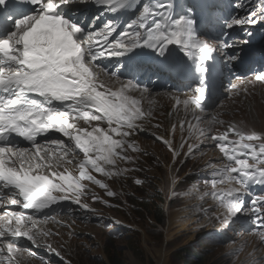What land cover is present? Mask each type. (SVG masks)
I'll list each match as a JSON object with an SVG mask.
<instances>
[{"label": "snow or ice", "instance_id": "snow-or-ice-1", "mask_svg": "<svg viewBox=\"0 0 264 264\" xmlns=\"http://www.w3.org/2000/svg\"><path fill=\"white\" fill-rule=\"evenodd\" d=\"M72 3L73 0H0V207L16 205L30 210V214L22 210L0 214V264H19L17 257L23 252L35 255L19 244L18 238L60 256L55 247L41 239L51 233L37 225L59 223L63 202L95 212L81 202V197L87 195V185L81 181L98 185L109 197L114 195L91 173L112 177L120 174L118 169L113 171L118 160L134 163L126 150H137L136 144L128 138L142 130L137 122L151 115V110L141 103L151 93L141 83L145 75L156 72L188 79L195 73L199 83L192 95L175 99L177 105H192L203 113L209 65L215 53L230 47L227 32L218 44L201 36L192 8L174 15L172 0H147L142 4L139 0H78L80 5L103 6L111 13L138 10L139 15L126 30L111 40L117 32L111 20L93 31V24L70 14ZM260 8L259 12L248 8L244 16L230 17L226 27L258 23L264 18V0H260ZM200 11L207 27L216 18L215 8L209 0H202ZM171 46H176L182 55L173 56ZM143 49L155 53L151 63L141 56ZM240 59L239 53L229 55L226 63ZM255 79L264 81V73ZM136 92L139 98L132 95ZM192 119L200 122L202 117L193 110ZM213 121L223 123L215 117ZM188 130L190 135L195 131L199 137L215 141L225 158L223 166L214 169L211 179L205 182L211 184V196L225 210L223 223L229 225L247 208L256 218L257 229H264V198L254 197L247 205L245 202L250 185H264V142L254 143L264 137L254 131L245 133L234 124L220 135H211V127L194 129L191 123ZM50 131L66 139L50 137ZM113 133L120 139H114ZM229 133L238 139L228 140ZM40 136L45 139L38 140ZM16 137L28 146L19 144ZM155 139L171 148V141L164 137ZM193 149L189 144L188 153ZM172 151L174 156L179 155L177 150ZM77 170L78 175H73ZM222 184L238 187L218 188ZM92 198L99 199L94 193ZM73 211L67 208L68 215Z\"/></svg>", "mask_w": 264, "mask_h": 264}, {"label": "rangeland", "instance_id": "rangeland-1", "mask_svg": "<svg viewBox=\"0 0 264 264\" xmlns=\"http://www.w3.org/2000/svg\"><path fill=\"white\" fill-rule=\"evenodd\" d=\"M141 1L144 2V0ZM228 7V19L237 15L244 16L248 8L255 9L256 12L261 11L260 0H229ZM233 28L245 36L250 46L264 45V32L259 34L260 31H264V19L256 24ZM251 81L254 84L264 83L256 79ZM244 95L242 90L238 92L233 101V110L227 111L226 114L237 118L245 133L252 131L258 133L260 130V133H263L264 94L260 95L252 91V95H248L247 98H244ZM169 98L172 99V97ZM165 101L167 102L164 120L167 123L163 124L164 129L159 131L150 129L149 132L142 128L128 138L135 141L139 147L138 150H126V154L132 159L135 151L137 152L134 164L138 163L139 169L134 167V170H128L129 162L118 160L113 171L118 169L120 174L112 176L110 184L106 176L94 171L91 173L95 174L96 179L107 184L108 188L115 185L120 189L122 186H119V183H121L133 192L139 191L140 195L142 192L144 195L151 196L150 200L153 203H148V207L143 203L144 206L140 208L141 206L137 207L136 204L138 200L129 197L117 199L116 192L111 196V201L110 197L105 195V189L95 184L91 186L92 183L87 180L81 181L82 184L87 185V194L89 193L86 195L87 204L95 209V212H86L79 209L78 205L71 204L70 207L74 211L72 215H68L69 206H66V214L59 217V219H64L59 220L56 230L59 237L63 235L66 238L69 232L73 236L58 242L59 249L63 246L66 248V261L64 263L58 260L56 264H110L108 255L112 264H114L113 261L119 264H187L181 259L182 256L190 262L193 260L194 264H248L252 258L256 261L254 264H264V239H262L264 229H257L256 218L251 214L250 209L246 208L244 213L226 226L223 223L225 210L211 196V184L205 183L211 179L209 169L218 166V163L225 159L223 153L217 156L211 146L206 143L207 139L199 137L198 132L194 131L190 135L188 124L191 123L194 129L204 128L205 124L199 125L202 120L200 122L188 120L186 112L172 114L169 109L172 101ZM143 107L151 110V115L148 117L151 121L161 119L160 116L154 119L153 109H157L155 105L144 104ZM179 119L187 122L184 129H180ZM159 126L161 124L156 125V127ZM101 127L105 126L101 125ZM112 135L114 139H120L117 134ZM156 136L171 141V148L159 146L152 141V138L155 139ZM235 137L234 134L228 135V140L238 139ZM262 141L264 142L261 140L254 143L259 144ZM189 144L199 150L195 154L198 158L194 160L190 157L184 158L187 151L186 146ZM196 145L199 147H195ZM172 149L177 150L179 155L174 156ZM145 153H151L154 157L147 159ZM249 160H251L250 157ZM211 164L214 166L207 168ZM74 167L71 166L70 169ZM136 176L141 178L142 185L146 189L134 188V182L137 180L133 181V179ZM228 187H238V185H218V188L227 189ZM151 188L154 190L151 191ZM93 193L104 202L102 203L100 199L93 200ZM246 196H248L246 205L250 204L254 197L264 198V185H252ZM155 198L158 201H155ZM81 202L84 203L82 198ZM157 202H161L162 207ZM155 206L161 207L159 213L154 212ZM178 212L188 213L193 217L184 230H178L176 222L171 221L175 218L174 213ZM77 224L80 226L76 229ZM102 225H108L111 228L131 227L134 229L118 231L112 235L113 238L107 230H100ZM222 226L224 227L221 228ZM69 228L72 230L69 231ZM119 234L121 235L118 237ZM190 236L193 237L192 240H189ZM214 241L219 244L212 248L211 245L203 246V242L213 244ZM235 246L238 247L237 250L233 249ZM34 253L35 255H27L24 264H48L50 262L48 257L43 255L44 252Z\"/></svg>", "mask_w": 264, "mask_h": 264}, {"label": "bare ground", "instance_id": "bare-ground-1", "mask_svg": "<svg viewBox=\"0 0 264 264\" xmlns=\"http://www.w3.org/2000/svg\"><path fill=\"white\" fill-rule=\"evenodd\" d=\"M237 2V1H236ZM199 32H200V30H199ZM218 86H217V84H216V80H213V90L214 89H216ZM150 96H151V94H150ZM181 97L182 98H184V95L182 94L181 95ZM153 98H155V97H153ZM141 103H142V106L144 105V104H147V103H151V102H149V101H147V100H142L141 101ZM151 105H153V104H151ZM157 108H160V109H165V107H164V105H160V106H156ZM169 109L172 111V114L174 113V112H186V114H187V119L188 120H192L193 122H195V120H193L192 119V112H193V110H195L196 112H197V114L198 115H201V113L197 110V109H195L193 106H191V105H189L187 108H185V106L183 105V104H179V105H177L176 104V101H173L172 103H170V105H169ZM206 112H203V114H205ZM171 114V115H172ZM185 122L184 123V125H183V128H182V126H181V122ZM179 123H180V129H184L185 128V126H186V124H187V122L186 121H184L183 119H179ZM207 127V125L205 124V126H204V128H206ZM150 132V131H149ZM195 158H198L196 155H193L192 156V159L194 160ZM209 167H212V166H208L207 168H209ZM135 179H133V181H134ZM150 197L151 196H147V195H144L142 192H141V195H140V192L138 191V200L139 201H141V202H143L145 205H146V203H148L149 201H150ZM129 198H134L133 196H130ZM134 199H136V198H134ZM137 200V199H136ZM137 204V203H136ZM144 204H140V206L141 207H143L144 206ZM70 205L71 204H69L68 202H63V214L66 212V210H65V208H66V206H69L70 207ZM138 211V210H137ZM2 214H3V211H2ZM170 214H173V213H170ZM173 216V215H172ZM59 217H62V214L61 215H59L57 218H59ZM174 219H172L171 221H175L176 222V226L178 225V230H180V229H186V225L192 220V216H190L188 213H184V212H182V213H180V212H178V213H174ZM37 220H42V218H39V219H37ZM167 223L169 224L170 222H169V220H167ZM89 224V223H88ZM56 225H58V223L57 222H53V221H48L47 223H38V225H37V227H38V229H40V230H42V231H48V232H50L51 234L49 235V236H47V237H41V239H42V241L43 240H45V241H47V242H49V243H51V244H55V243H57L58 241H59V239L56 237V235H59L58 234V232H57V230H56ZM225 226V225H224ZM224 226H222L221 228H223ZM177 230V231H178ZM169 237V236H168ZM193 239V237L192 236H190V238H189V240H192ZM18 242H24V243H27V244H31L29 241H27V239L26 238H18ZM139 249V248H138ZM142 253V252H141ZM113 255V254H112ZM122 255V254H121ZM120 256V255H119ZM33 257V256H32ZM108 257V259H109V256H107ZM118 257V256H117ZM26 258V257H25ZM24 258V259H25ZM23 259V262H21L20 264H24V260ZM141 261V260H140ZM142 262V261H141ZM65 263V262H64ZM109 263L111 264V262H110V260H109Z\"/></svg>", "mask_w": 264, "mask_h": 264}, {"label": "clouds", "instance_id": "clouds-1", "mask_svg": "<svg viewBox=\"0 0 264 264\" xmlns=\"http://www.w3.org/2000/svg\"><path fill=\"white\" fill-rule=\"evenodd\" d=\"M130 196H133V193H129V192H127V194L126 195H124V197H130ZM139 201V200H138ZM54 207H56V206H54ZM162 207V206H161ZM58 210H60V209H58ZM62 215H65V214H63L62 213ZM64 218H57V220L59 221V220H63ZM82 223V222H81ZM80 223V224H81ZM80 224H77L76 225V229H77V227H79L80 226ZM101 229H103V230H107L108 231V233L110 234V236L111 237H113L114 238V236H112L114 233H116V232H118V231H123V230H127V231H132L134 228H131V227H117V228H111V227H109L108 225H102L101 227H100V230ZM69 231H71L72 230V228H69L68 229ZM135 231H137V230H135ZM121 234H119L118 235V237L120 236ZM71 236H73L72 235V233L71 232H69V234L68 235H66V238L67 237H71ZM56 237L59 239V241H61V240H66V238L62 235V236H60L59 237V235H56ZM58 241V242H59ZM55 243V244H51L53 247H55L56 249H57V251H59L60 252V256H56L54 253H50L48 250H47V248L46 247H34L33 245H31V244H27V243H24V242H20V244L21 245H23V246H25V248L26 249H28L29 251H31V252H37V253H40V252H44L43 253V255H46L47 257H48V259L50 260V262L48 263V264H56V263H58V260L59 261H63V262H65L66 261V248H64V246L61 248V249H59V246H58V244L59 243ZM43 243H45V244H49V242H47V241H45V240H43ZM217 244H219V242H215V243H213V244H209V245H205V246H210L211 245V248L213 247V246H215V245H217ZM196 249V248H195ZM208 251H209V249H207ZM27 255H29L28 254V252H23V253H20L19 255H18V257H17V259L20 261V262H23V259L25 258V257H27ZM61 257H63V259H61ZM24 260H26V258L24 259ZM253 261V258L251 259V261L248 263V264H251V262Z\"/></svg>", "mask_w": 264, "mask_h": 264}, {"label": "trees", "instance_id": "trees-1", "mask_svg": "<svg viewBox=\"0 0 264 264\" xmlns=\"http://www.w3.org/2000/svg\"><path fill=\"white\" fill-rule=\"evenodd\" d=\"M158 198H161V197H158ZM154 200H155V201H158L157 198H155ZM141 203L143 204V202L138 201V202H137V207H138ZM148 203H153V201L150 200ZM148 203H146V205H145L146 207H148V205H147ZM153 205H154V204H153ZM153 205H152V206H153ZM155 207H156V209L154 210V212H155V213H156V212L159 213L161 207H159V206H155ZM140 208H142V207H140ZM151 208H152V207H151ZM150 211L152 212V210H150ZM152 213H153V212H152ZM215 246H216V245H215ZM213 247H214V246H213ZM181 250H183V249H181ZM108 256H109V255H108ZM181 259H182L183 261L185 260L184 262L187 263V264H194V261H193V260H191V262H190L186 257L184 258V256H182ZM109 260H110V256H109ZM200 260H202V257H200ZM110 262H111V260H110ZM113 263H114V264H119V262H117V261H116V262L113 261ZM111 264H112V262H111ZM120 264H121V263H120Z\"/></svg>", "mask_w": 264, "mask_h": 264}]
</instances>
